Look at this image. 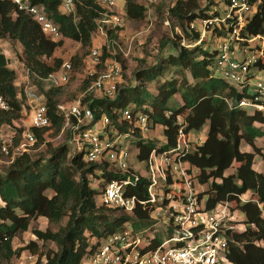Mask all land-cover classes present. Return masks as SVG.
<instances>
[{
	"label": "trees",
	"instance_id": "16d2710c",
	"mask_svg": "<svg viewBox=\"0 0 264 264\" xmlns=\"http://www.w3.org/2000/svg\"><path fill=\"white\" fill-rule=\"evenodd\" d=\"M32 2L45 7L47 16L59 28L62 36L59 40L44 35L39 24L29 15L17 11L9 0H0V37L21 44L23 63L29 76L35 72L43 77L60 67L63 60L55 57L54 52L62 46L65 38L80 43L82 48L69 58L73 64L72 73L81 75L80 71L86 72L83 66L89 54L87 48L92 44L96 19L103 10L97 0H76V19L60 13L57 0ZM124 2V10L119 2L116 11L131 21L143 19L146 11L143 4L138 0ZM201 3L202 0L169 1L167 18L170 25L177 24L188 39L198 37V31L188 33L187 27L192 19L205 15L206 8L201 9ZM263 23L264 0H261L248 25L249 32L264 31ZM119 31H108L109 39H113ZM170 42L171 49L176 54L162 55L163 61L137 70L131 84L126 87H120L119 84V96L115 101L104 98L91 100L90 108L95 122L107 115L120 132H127L128 125L117 123L114 110L126 106L143 110L149 117L150 129L161 127L164 140L158 145L155 139L142 138L134 131L133 134L138 137L135 148L139 161L146 160L153 149L165 151L174 147L180 128L186 134L199 133L207 124L205 139L200 144L195 143L183 158L194 167L197 183L207 185L206 190L199 193L207 194L208 208L220 201H234V208L243 216L240 222L245 225L244 228L235 230L230 235L226 250L229 263L264 264V216L261 207L264 206V170L256 171L253 168L255 154L261 153L255 146V139L264 138V131L256 123H263L264 117L260 112L249 113L245 109L229 108L224 102V97L240 99L245 91H237L215 76L216 53L211 48L213 39L192 48L182 47L178 40ZM108 57L106 47L103 46L97 69L103 68L105 60H111ZM171 67L175 68L173 72L176 70L177 76L182 77L181 82L173 75L163 79ZM93 78L94 76L86 74L84 79H79L74 85L70 76L66 84L45 92L51 124L44 128L30 129L35 136L36 147L44 144L47 136L60 133L63 117L56 112L57 103L76 98L85 91ZM15 80V70L9 66L4 52L0 51V95L9 107L7 110H0V128L13 125L21 116L24 103ZM35 85L38 91H42L39 83ZM177 95L179 103L177 101L176 105H171L170 100ZM16 130L14 142L9 145L10 151L21 140L24 129L18 127ZM242 140L253 151L242 150ZM0 153L4 155L1 150ZM49 154V159L43 163V158L33 159L28 153H22L0 173V260L10 261L26 249L31 250L27 257L32 259L39 241H51L56 244L57 249L39 255L38 259H45L43 264H82L84 259L89 260L102 238L119 231L127 220L138 219L140 225H143L148 219L147 211L140 208L134 210L133 217L127 214L111 218L106 211L118 209L96 204L98 184L104 186L110 179L122 177L113 171L109 163L88 162L80 152L72 153L67 159L69 147L66 143L51 148ZM66 160L68 163L64 165ZM233 164H236L234 172L226 173ZM92 179L96 185L92 183ZM146 189L147 181L141 179L137 186L128 188L127 194L145 199ZM243 194L248 200L241 203L239 196ZM65 217L66 223L60 224ZM38 218L45 219L49 225H58L57 229L34 228L31 231L33 239L24 247H13L14 238ZM135 222L137 223L136 220ZM159 238V234L154 235L153 245Z\"/></svg>",
	"mask_w": 264,
	"mask_h": 264
},
{
	"label": "built area",
	"instance_id": "2783aa9c",
	"mask_svg": "<svg viewBox=\"0 0 264 264\" xmlns=\"http://www.w3.org/2000/svg\"><path fill=\"white\" fill-rule=\"evenodd\" d=\"M9 1L17 11L35 20L44 35L53 40L62 37L42 4L32 0ZM57 2L60 13L76 19V0ZM97 2L103 10L96 19V29L106 39L108 31L122 29L125 17L116 11L120 0ZM260 4L261 0H202L200 8H206L205 15L195 17L187 27L188 33L198 31L196 39H188L178 26L174 27L182 47L192 48L213 39L215 76L235 90L245 91L240 99L224 97V102L229 108L251 109V113L260 112L264 117V31L251 33L248 30ZM164 23L170 25L167 17ZM109 42L112 43L111 39ZM100 48L93 46L88 55L92 65L85 71L94 78L85 91L70 101L56 105V112L63 117L59 134L68 135L73 144V153H82L88 162H107L114 172L122 176L104 184L99 195L102 205L116 208L132 217L136 208L146 210L150 224L136 226L126 221L119 231L100 240L89 258V264H222V259L227 260L230 235L245 226L240 222L243 220L241 212L234 208V201H220L211 208L207 207L206 199L202 200V195L195 188V169L183 158L192 147L189 133H184L181 128L174 147L165 151L153 149L144 161H139L136 156V161L142 166L131 165L132 155L125 140L135 136L134 131L139 135L149 131L151 123L143 110L130 106L114 110L117 123L128 125L127 132H120L107 115L95 122L90 108L91 100L104 98L115 101L119 96L122 72L121 65L115 60H105L103 68L96 71L101 62ZM72 72L70 59L43 77L32 72L31 78L40 84L42 90L38 91L35 83L29 80L27 70L24 102L29 107V125L11 151L9 145L14 142L16 128L0 134V150L11 162L17 155L28 153L34 145L35 136L31 128L39 129L51 124L45 92L66 84ZM251 90L253 93L249 95ZM8 108L0 95V110ZM192 141L200 144L203 138L198 135ZM141 179L147 181V197L141 199L128 195V188L137 186ZM247 200L245 194L239 196V202ZM156 226L164 234L153 245V235L146 232Z\"/></svg>",
	"mask_w": 264,
	"mask_h": 264
},
{
	"label": "rangeland",
	"instance_id": "374dc122",
	"mask_svg": "<svg viewBox=\"0 0 264 264\" xmlns=\"http://www.w3.org/2000/svg\"><path fill=\"white\" fill-rule=\"evenodd\" d=\"M123 1V2H122ZM120 1L121 6L124 10L125 2L124 0ZM170 0H138L139 3L143 4L146 7L145 15L143 19L140 20H134L131 21L127 17L125 18L124 26L119 31V33L111 39L112 43L109 42V37L105 39V37L97 30L92 33V44L87 48L88 52L90 53V50L93 46H101L100 52L101 55L103 53V46L106 47V53L109 55L108 59L115 60L119 62L120 65L123 67V73H122V80L120 83V87H126L128 84L132 83V78L134 76V73L144 67H151L158 62L163 61V56L168 54H176L174 50L171 49L170 41L174 40L177 41L178 34H175V27L177 24H171L166 25L164 23L165 18L167 17V8L169 5ZM169 42V43H168ZM105 43V44H104ZM77 48H75V42H67L61 50L57 51V54H60L62 57H67L70 53L74 52L77 54L81 51L80 44H77ZM213 46V43L211 45V48ZM0 51L4 52L6 55L9 66L13 67L16 72V80L19 81V85L16 86L17 90L21 92L22 94V102L24 103L25 109H22L21 116L19 119H17L13 125H4L0 128V134H6L7 132L11 131L12 129L23 127V129H26L29 125V107L25 104V93H24V87L26 84V78L23 76L26 75L27 69L25 68V65L23 63L24 53H23V47L21 44L17 41L7 39V38H1L0 37ZM75 55V54H73ZM89 55V54H88ZM163 55V56H162ZM89 60L88 63L84 64V69H89L91 67V61ZM12 64V65H11ZM77 68H75L76 70ZM81 69V67H80ZM175 68L171 67L168 69V71L165 73L163 79H168L172 75L176 77L177 81H182V77L179 75L177 76L176 70L173 72ZM97 72H99V69H96ZM75 72V71H74ZM81 72V75L72 73L71 74V81L76 84L75 82H79V79L82 80L86 77V72ZM83 74V76H82ZM88 75V74H87ZM31 78V77H30ZM33 83H36L33 78L29 79ZM253 91L251 90L248 94H252ZM65 97H68L65 95ZM178 95L175 100H177ZM21 100V99H20ZM252 110L248 109V112L250 113ZM257 127H260L261 130L264 131V122L263 123H256ZM208 128L207 124L202 129V133H205V130ZM143 138H152L157 141V144L159 145V139H162V129L161 127H156L155 129H150L149 131L145 133H141ZM138 137L133 136L132 138L126 139V143H129V148L131 151V165H139L142 166L139 162L136 161V148H135V140ZM191 142L190 145L193 148L195 145V142L192 141L193 138H190ZM132 141V143H131ZM48 143L50 145H48ZM67 144L69 147V154L67 156V159H69V156L72 155L74 152L72 147L73 144L70 142L69 137L67 134L62 133L61 135L58 134L56 136H47L46 142L38 147L33 146L30 147V150L28 154L33 159H42V162L45 163L49 157V150L51 148L58 147L61 144ZM70 144V145H69ZM1 146V141H0ZM241 149L245 151H253V149L247 145L243 140L241 141ZM255 146L261 150L260 154H255L254 160H253V168L256 171H263L264 170V138L260 137L255 139ZM263 156V157H262ZM11 163L10 159L8 157H5L0 153V173H3L4 170L9 166ZM68 162L65 161L64 165H66ZM236 164H233L232 167H230L226 173L234 172ZM101 173V172H98ZM97 179V178H95ZM92 183L96 185V182L94 179H92ZM99 191L95 195V202L97 205L100 206L101 200L99 198V195L102 192L103 184H98ZM195 188L200 191H205L207 188L206 184H195ZM202 200H205L207 198V194H202ZM251 197V196H249ZM255 197V196H252ZM256 198V197H255ZM243 203V202H241ZM234 204H232L233 206ZM262 207V215L264 216V206ZM107 215L112 217H121L123 215H127L121 210H111L106 211ZM131 217V215H128ZM67 221V217L63 218V220L60 222V224L64 225ZM130 223H135L136 226H139V222H135V220H127ZM143 225H149V221L146 220L145 223H142ZM58 225H49L48 222L44 219L41 221H34L31 223L30 227L21 232L17 238H14L13 247L16 249L20 247H24L27 244V239H29L30 236H32V229L37 228L41 230H45L46 228H51V230H56ZM146 234L148 235H156L159 234L161 237L164 232L161 230L158 226L153 227L151 231H147ZM57 246L54 242L46 241L42 242L39 241L37 252L34 255L32 259H29L27 257L28 254H30L31 250L26 249L23 254H20L17 257H12L10 261L0 260V264H43L45 259L42 257V259H38L39 255H42L44 253H47L48 251L56 250ZM30 251V252H29ZM82 264H89V260L86 261L84 259L82 261ZM222 264H230L226 259H222Z\"/></svg>",
	"mask_w": 264,
	"mask_h": 264
},
{
	"label": "crops",
	"instance_id": "0c3cea01",
	"mask_svg": "<svg viewBox=\"0 0 264 264\" xmlns=\"http://www.w3.org/2000/svg\"><path fill=\"white\" fill-rule=\"evenodd\" d=\"M64 41H63V44H62V46H60V47H58L56 50H55V52H54V56L55 57H58V58H61L63 61H65V60H67V59H69L73 54H75V51L74 52H72V53H70L69 55H67V57H62L60 54H57V51L58 50H61L62 49V47L67 43V42H70V41H72V40H70V39H63ZM72 42H75V48H77V44H80V43H78V42H76V41H72ZM12 65V64H11ZM11 68H15L14 67V65H13V67L11 66ZM16 70V69H15ZM27 78L28 77V74L26 73V75L25 76H23V78ZM15 85L17 86V85H19V81H17V80H15ZM178 98V97H177ZM177 101H178V99L177 100H175L174 98L173 99H171L170 100V104L171 105H176L177 104ZM178 103H179V101H178ZM155 129V128H154ZM207 130V129H206ZM206 130H205V133H202V132H199V133H189L188 134V138H194L195 136H198V135H200V136H202V138H203V140L205 139V135H206ZM160 140V143H163V140H164V138H163V136H162V139H159ZM41 220H44L43 218H38L36 221L38 222V221H41ZM15 238H17V237H15ZM31 239H33V237L32 236H30L29 237V239H27V243H28V241L29 240H31ZM13 242H14V240H13ZM24 253V252H23ZM22 253V254H23Z\"/></svg>",
	"mask_w": 264,
	"mask_h": 264
}]
</instances>
